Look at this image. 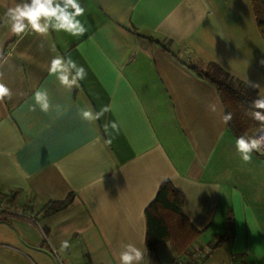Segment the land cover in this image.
<instances>
[{
    "label": "crops",
    "instance_id": "1",
    "mask_svg": "<svg viewBox=\"0 0 264 264\" xmlns=\"http://www.w3.org/2000/svg\"><path fill=\"white\" fill-rule=\"evenodd\" d=\"M19 2L0 0V264H120L128 243L143 264H264V151L240 158L217 90L197 74L215 63L264 95L250 0H80L75 35L12 33ZM56 55L85 69L70 89L50 71ZM86 108L102 114L86 121ZM165 184L198 232L182 253L167 239L147 246L146 210ZM159 215L173 232L176 214Z\"/></svg>",
    "mask_w": 264,
    "mask_h": 264
},
{
    "label": "clouds",
    "instance_id": "2",
    "mask_svg": "<svg viewBox=\"0 0 264 264\" xmlns=\"http://www.w3.org/2000/svg\"><path fill=\"white\" fill-rule=\"evenodd\" d=\"M85 12L80 0H20L12 7L7 8L6 15L10 20V31L12 33H24L30 29L37 33H47L49 29L64 31L69 34H82L86 31L79 17ZM50 71L56 74L61 85L72 88L80 79L86 75L83 66L60 55L54 56L50 61ZM252 87L257 84L250 81ZM9 88L0 82V96L9 94ZM35 101L41 111L49 109V102L45 92L35 93ZM252 115L257 121L264 122V95L257 97L253 103ZM107 110V109H105ZM102 113L93 112L90 108L81 110V118L86 121L97 119ZM230 118V117H225ZM236 151L240 158L248 161L251 154L264 151V134H242L235 140ZM67 246V241L62 247ZM144 251L133 243L124 245L119 253L120 264H143Z\"/></svg>",
    "mask_w": 264,
    "mask_h": 264
},
{
    "label": "trees",
    "instance_id": "3",
    "mask_svg": "<svg viewBox=\"0 0 264 264\" xmlns=\"http://www.w3.org/2000/svg\"><path fill=\"white\" fill-rule=\"evenodd\" d=\"M253 14L259 31H264V4L261 0H250ZM197 74L215 87L224 108L225 123L233 136L249 133L262 122L253 118V101L258 97L256 90L245 82L234 78L215 63H209L204 72ZM264 112V110H261ZM70 196L64 200L50 201L40 207L41 215H47L66 206ZM181 196L174 190H168L166 184L159 189L155 199L146 210L147 225L149 226L147 246L162 240H171L176 251H186L187 244L195 238L197 231L179 215ZM162 209H168L176 214L175 230L169 232L167 223L160 214ZM177 216L183 221H178ZM155 226L157 234L152 233ZM178 226V228H177Z\"/></svg>",
    "mask_w": 264,
    "mask_h": 264
},
{
    "label": "rangeland",
    "instance_id": "4",
    "mask_svg": "<svg viewBox=\"0 0 264 264\" xmlns=\"http://www.w3.org/2000/svg\"><path fill=\"white\" fill-rule=\"evenodd\" d=\"M34 204V203H33ZM36 206V205H35ZM226 247H222V249L220 251H217V254L221 255V256H225L226 254Z\"/></svg>",
    "mask_w": 264,
    "mask_h": 264
},
{
    "label": "built area",
    "instance_id": "5",
    "mask_svg": "<svg viewBox=\"0 0 264 264\" xmlns=\"http://www.w3.org/2000/svg\"><path fill=\"white\" fill-rule=\"evenodd\" d=\"M256 131H257L256 133L264 134V124L260 125Z\"/></svg>",
    "mask_w": 264,
    "mask_h": 264
}]
</instances>
